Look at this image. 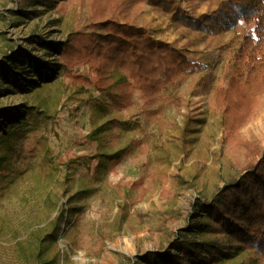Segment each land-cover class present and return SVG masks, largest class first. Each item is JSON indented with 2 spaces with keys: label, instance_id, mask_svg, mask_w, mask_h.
I'll use <instances>...</instances> for the list:
<instances>
[{
  "label": "rangeland",
  "instance_id": "1",
  "mask_svg": "<svg viewBox=\"0 0 264 264\" xmlns=\"http://www.w3.org/2000/svg\"><path fill=\"white\" fill-rule=\"evenodd\" d=\"M39 1L0 0V57L14 50L58 63L28 38L64 42L92 32V0ZM135 1L131 24L199 68L151 101L136 91L129 106L116 88L101 91L87 66L77 70L85 80L60 72L30 94L2 98L0 107L26 104L37 113L20 174L0 190V264H138L189 228L197 202L239 180L247 144H264V98L232 139L216 99L248 26L227 21L224 0ZM113 80L127 77L116 70ZM221 264H264V252L239 249Z\"/></svg>",
  "mask_w": 264,
  "mask_h": 264
},
{
  "label": "trees",
  "instance_id": "2",
  "mask_svg": "<svg viewBox=\"0 0 264 264\" xmlns=\"http://www.w3.org/2000/svg\"><path fill=\"white\" fill-rule=\"evenodd\" d=\"M29 2L34 6L40 1ZM224 3L222 11L228 14L227 21L239 19L249 28L228 84L216 93L229 132L225 138L232 139L255 118L264 98V0ZM55 4L56 0L51 6ZM135 5V0H92L90 34L81 29L64 42L34 35L28 38L29 44L40 46L47 56L57 54L58 63L14 50L0 57V100L17 93L30 94L60 72L85 80L77 70L87 66L98 76L101 91L116 88L123 105L129 106L136 91L151 101L161 87L176 85L183 76L195 72L199 68L196 62L131 24ZM116 70L122 71L127 81L113 80ZM36 113L34 106L26 104L0 107V190L11 187L20 174L22 143L32 131L27 127ZM245 152L239 180L223 186L213 199L197 202L189 228L177 230L169 246L147 252L138 264H221L223 258L239 249L264 252V144L253 141L246 145ZM65 217L62 213L58 223ZM223 235L228 243L223 242Z\"/></svg>",
  "mask_w": 264,
  "mask_h": 264
}]
</instances>
